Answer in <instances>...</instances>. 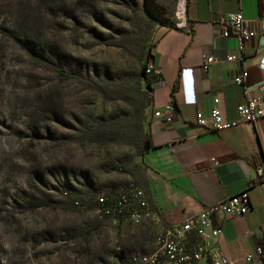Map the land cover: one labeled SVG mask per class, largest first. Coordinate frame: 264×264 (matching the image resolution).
I'll use <instances>...</instances> for the list:
<instances>
[{"label":"rangeland","instance_id":"obj_1","mask_svg":"<svg viewBox=\"0 0 264 264\" xmlns=\"http://www.w3.org/2000/svg\"><path fill=\"white\" fill-rule=\"evenodd\" d=\"M186 3L0 0V264H122L152 250L158 228L74 199L94 208L110 190L154 186L141 74Z\"/></svg>","mask_w":264,"mask_h":264},{"label":"crops","instance_id":"obj_2","mask_svg":"<svg viewBox=\"0 0 264 264\" xmlns=\"http://www.w3.org/2000/svg\"><path fill=\"white\" fill-rule=\"evenodd\" d=\"M262 11L264 0H188L183 24L164 29L150 57L154 67L148 110L151 148L143 163L155 179L146 196L160 215L148 217L138 226L149 223L147 229L158 228L160 236L208 206L247 192L250 211L218 215L213 220L223 233L211 244L220 245L230 264H251L246 256L264 246V187L255 168L259 158L264 160V117L217 132L205 131L196 116L203 112L210 120L218 96L223 119L240 121L237 107L260 96L264 40L249 43L237 61H229V56L238 53L237 41L222 37L214 23L222 14L239 12L255 22ZM207 57L216 62L205 68ZM243 71L248 77L244 85H238L234 78ZM172 102L179 117L167 123L164 113ZM188 236L194 238L193 233ZM158 243L159 237L152 250L150 247L123 264L152 254Z\"/></svg>","mask_w":264,"mask_h":264},{"label":"built area","instance_id":"obj_3","mask_svg":"<svg viewBox=\"0 0 264 264\" xmlns=\"http://www.w3.org/2000/svg\"><path fill=\"white\" fill-rule=\"evenodd\" d=\"M224 38L234 39L238 44V53L229 56V61H237L246 46L258 39L264 40V11L255 21H249L242 12L222 14L214 23ZM216 62L214 57L205 58V68ZM149 76L154 73L150 63L146 70ZM248 72L243 71L234 78L238 85H244ZM259 97H252L246 103L237 107L240 121H225L220 109V98L214 97V106L209 118L203 113H197V124L205 131H223L237 127L240 123H255L264 117V85L260 88ZM179 117V110L174 102L167 105L164 119L167 123L174 122ZM259 183L264 187V160L259 158L255 163ZM79 202V201H77ZM97 206L94 208L99 218L105 220L119 219L121 222L131 216H141L143 211L155 210L142 188L130 184L129 190H118L107 197H96ZM252 208L247 192H242L223 202L208 206L197 217L186 222L176 224L164 231V248L154 260L144 261L142 264H230L229 258L220 245H212V241H219L222 235L221 226L214 225V218L218 215H244ZM160 215V214H159ZM193 233L194 238L188 234ZM251 264H264V246H260L254 253L246 256ZM133 264V263H132Z\"/></svg>","mask_w":264,"mask_h":264},{"label":"trees","instance_id":"obj_4","mask_svg":"<svg viewBox=\"0 0 264 264\" xmlns=\"http://www.w3.org/2000/svg\"><path fill=\"white\" fill-rule=\"evenodd\" d=\"M187 3H188V0H187ZM186 3V4H187ZM153 49V48H152ZM151 57V56H150ZM150 64V60H149V63L147 64V65H145L144 67H143V71H142V74H141V78H142V80H143V83L147 86V88L151 91L152 90V78H151V76H149L147 73H146V70H147V68H148V65ZM151 148V144H150V138H149V135L147 136V146H146V150H145V153L149 150ZM145 153L143 154V156H142V158H143V161H144V158H145ZM130 189V186L128 187V189L127 190H129ZM112 193H114L113 191H109L108 193H106V194H103V195H101V196H99V197H107V196H110ZM98 196V195H97ZM97 196H95L94 198H93V201L95 202V204H96V206H97V202H96V197ZM92 199V197H81V199L79 198V197H75V202H76V206H78L79 208H82L83 210H85V211H91V210H93L94 208H96V206L94 207V208H90L88 205H85L84 204V202L85 201H90ZM77 201H79V202H77ZM144 212L145 211H143V213H141V216H143L144 215ZM134 217L135 216H131V220L134 222ZM141 224V223H140ZM141 258H143V257H141ZM140 258V259H141ZM140 259H136V260H134V264H140ZM124 263V262H123ZM122 263V264H123ZM125 264H129V263H125Z\"/></svg>","mask_w":264,"mask_h":264},{"label":"bare ground","instance_id":"obj_5","mask_svg":"<svg viewBox=\"0 0 264 264\" xmlns=\"http://www.w3.org/2000/svg\"><path fill=\"white\" fill-rule=\"evenodd\" d=\"M158 215L157 213L155 212H151V211H145L144 212V215L143 216H135L134 217V222L136 224H140L141 221H142V218L145 216V217H149V218H158ZM155 220V219H154ZM161 248H164V232L160 235L159 237V243H158V248L150 255H147V256H143V258L140 259V264H142V262L144 261H149V260H154L156 258V256L159 255L160 253V249Z\"/></svg>","mask_w":264,"mask_h":264}]
</instances>
